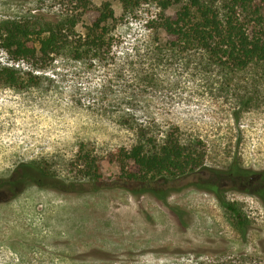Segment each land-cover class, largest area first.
Instances as JSON below:
<instances>
[{
    "label": "rangeland",
    "instance_id": "obj_1",
    "mask_svg": "<svg viewBox=\"0 0 264 264\" xmlns=\"http://www.w3.org/2000/svg\"><path fill=\"white\" fill-rule=\"evenodd\" d=\"M105 2L113 40L96 59L64 51L16 61L0 36V67L24 80L0 81V264H264V204L255 186L227 173L234 164L264 171V63L226 70L198 50H170L153 27L156 3L127 10L93 0ZM66 9L59 0H0V23ZM140 133L202 142L203 174L116 184L117 154ZM82 146L103 181L80 178ZM208 178L218 196L197 187H210ZM224 202L249 220L245 237Z\"/></svg>",
    "mask_w": 264,
    "mask_h": 264
},
{
    "label": "trees",
    "instance_id": "obj_2",
    "mask_svg": "<svg viewBox=\"0 0 264 264\" xmlns=\"http://www.w3.org/2000/svg\"><path fill=\"white\" fill-rule=\"evenodd\" d=\"M59 1L64 9L74 7L79 11L76 12L78 14L70 9L63 10L62 16H47L38 12L30 18L7 19L0 23L2 47L14 60L54 61L64 51H68L74 60L82 61L96 59L105 48L112 46L109 24L116 17L110 2L95 6L93 0ZM117 1L127 10L142 2L156 3L161 14L153 27L164 32L166 46L170 50L182 53L198 50L226 70L240 71L264 63V0ZM175 6L179 10L175 15H168V10ZM84 17L88 25L85 33L81 34L77 28ZM0 81L17 88L21 87L24 80L18 69L0 67ZM138 137L139 141L132 148L121 149L117 154L120 170L115 183L121 187L135 184L149 186L159 180L175 181L203 174L206 150L202 142L184 144L171 135L161 141L147 138L143 133ZM80 154V178L103 181L97 158L83 146ZM227 173L231 181L255 186V195L264 204V171L234 164ZM205 182L210 187H197L217 196L220 194L216 185L211 186L213 183L210 179ZM223 205L237 231L245 237L250 226L247 217L236 203L224 202Z\"/></svg>",
    "mask_w": 264,
    "mask_h": 264
},
{
    "label": "flooded vegetation",
    "instance_id": "obj_3",
    "mask_svg": "<svg viewBox=\"0 0 264 264\" xmlns=\"http://www.w3.org/2000/svg\"><path fill=\"white\" fill-rule=\"evenodd\" d=\"M13 185H14V184H13ZM15 185H22V186H24L25 184L20 183V184H15Z\"/></svg>",
    "mask_w": 264,
    "mask_h": 264
}]
</instances>
